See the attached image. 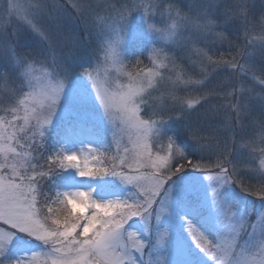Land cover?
Returning <instances> with one entry per match:
<instances>
[{"label": "snow or ice", "instance_id": "1", "mask_svg": "<svg viewBox=\"0 0 264 264\" xmlns=\"http://www.w3.org/2000/svg\"><path fill=\"white\" fill-rule=\"evenodd\" d=\"M69 3L74 12L59 0L29 6L27 24L44 50L24 51L19 27L0 28V76L18 85L5 109L10 118L0 116V264H264V158L255 165L252 138L258 131L264 144V88L238 89L223 117L211 107V81L184 80L201 85L193 89L200 98L184 102L173 94V103L159 105L145 99L153 84L140 73L113 89L92 75L76 28L96 20L111 28L109 18L94 16L89 0ZM160 8V0L125 6L119 21L130 44L152 32L180 47L189 43L186 33L223 43L226 32L239 39L242 28L243 49L214 63L242 85L249 74L264 85V0H184L187 11L168 6L164 29L132 23L134 9L147 15ZM104 54L125 67L116 44ZM151 57L171 59L157 48ZM37 62L46 67L36 69ZM125 136L131 159L121 147ZM245 140L250 150L242 159L235 145ZM86 150L95 165H82ZM60 209L62 217L55 215Z\"/></svg>", "mask_w": 264, "mask_h": 264}, {"label": "rangeland", "instance_id": "2", "mask_svg": "<svg viewBox=\"0 0 264 264\" xmlns=\"http://www.w3.org/2000/svg\"><path fill=\"white\" fill-rule=\"evenodd\" d=\"M60 3L64 4L65 7H68L74 12V9L71 8V3L69 0H59ZM79 0H72V3H78ZM136 0H89V3L94 9L93 15H98L101 17L109 18V23L112 24V27H106L105 24L99 20H96L95 24H90L93 27V31L88 34L87 38L83 39V44L87 50L88 56L86 57L87 62L91 65L89 69L92 72L94 77H98L101 81H108L111 83V87L115 89L117 85H127L130 81L129 71L126 68L120 66H113L110 61L105 59V49L109 44H116L120 52V60L123 62V58L128 53V50L131 44L128 42L127 31L125 28L121 27V22L119 21V14L125 10V6H130L132 3H135ZM231 3V0H228ZM35 0H0V28H6L9 31L13 30L16 27H19L22 31V34L25 37V47L24 51H36L46 49V45L42 44L39 37L32 34L30 27L27 24V20L30 17L27 15L30 5H34ZM161 8L158 10L150 11L145 15L143 9H134L130 17L132 18V23L138 24L141 28L147 30V24H153L154 28L164 29L170 24L168 19V6L175 5L187 11L184 8V0H160ZM11 5V7H10ZM163 12V15L161 14ZM174 15V12L172 13ZM254 22L259 21V12L253 14ZM79 26H83L77 22L76 28L77 33H79ZM233 34L225 33L228 36V41L223 43L217 42L212 44L206 41H197L195 39L189 38L186 33V38L189 39L187 47H180L173 44L171 41H164L161 39L159 33L152 32L149 36L144 38L142 44H138L141 47L147 48V55L149 56V63L144 68L139 70L137 73H140L144 78L145 83L150 79L152 81L153 87L148 88L145 92V99L149 104L159 105L162 100L167 101V103H173L172 95L174 94L180 100L187 102L188 100H196L201 96L200 92H196L193 89L201 87V85H185L182 83L184 80H193L198 81L202 80L204 83H211L208 85L209 89H216L215 94L210 96V99L214 101L211 107L214 110H219L221 117L225 110L231 111L230 104H234L235 101L233 97L235 95L239 96L241 93L237 91L241 87L245 89H251L253 85L259 92L260 88H264V85L259 84L256 81H253L251 74H249L245 79L249 82L248 84H241L239 78H230L229 72L231 69L227 68L223 63L216 64L217 61H227L231 60L236 56L238 51L243 49L244 44L246 43V37L244 31L241 28L239 32V39H237L235 31L230 30ZM90 36V37H89ZM123 40L124 43L120 44L119 41ZM229 41L231 43H229ZM88 42V43H87ZM137 45V44H134ZM163 49L164 55L171 59H164L153 62L151 57V49ZM218 51L217 57L214 56ZM212 57V61H209L207 57ZM43 57V58H42ZM39 60L44 59V55L38 57ZM257 66L260 63L259 54H256ZM123 64V63H122ZM162 65V66H161ZM36 69H41L46 67L40 63H34ZM215 68V71H213ZM156 73L157 75H146L149 72ZM137 73H131L132 76H135ZM40 72H37L39 75ZM260 74L257 73V77ZM207 77V79H205ZM235 86V87H234ZM18 85H13L10 81L5 80L0 76V116H5L10 118V113L6 114L5 109L10 104V99L12 93ZM208 89H205L207 91ZM233 93V95H228ZM237 98V97H236ZM203 103V100H200ZM196 107H199L196 104ZM143 115V110L145 105H141ZM235 113L233 112V116ZM259 125L257 123L256 128L258 129ZM208 137H206L207 139ZM252 138L256 140L257 150L254 153L258 159L255 160V165L259 166L260 159L264 158V153L260 152V148H264V144H260L259 132L256 131L252 134ZM109 142H111V135L108 137ZM249 142L247 140L238 142L235 147L239 149L242 153V159H247L250 148L244 147ZM127 146L130 151L128 153V158L131 159L133 147L132 143L129 142L127 136L124 137L121 147ZM160 149V145L156 144L153 147V155L157 154V151ZM115 151V149H113ZM160 155H164L163 151L159 152ZM123 155V153H121ZM82 165L87 163L89 166L95 165L97 162L93 159V154L89 153L87 150L80 157ZM211 164L212 162H205ZM107 167H111V161H105ZM144 171V170H142ZM246 183H255L254 180L247 179ZM242 200L249 201L250 198L244 197L243 194H240ZM47 215V211H46ZM57 216H63L64 212L62 209L55 212ZM49 225L51 221H48ZM7 227V226H5ZM14 250L13 255H16Z\"/></svg>", "mask_w": 264, "mask_h": 264}, {"label": "trees", "instance_id": "3", "mask_svg": "<svg viewBox=\"0 0 264 264\" xmlns=\"http://www.w3.org/2000/svg\"><path fill=\"white\" fill-rule=\"evenodd\" d=\"M90 30H91V32L93 31V27L92 26H90V29H89V27L87 29H85L84 26H79V31L78 32L79 33H83L84 34L83 37L87 38L88 34H90ZM141 46H143V45H141ZM141 46H139L138 44L137 45L131 44V46H130V48L128 50V53L123 58V62L122 63L125 66L124 68H126L127 71H129L130 73H137L139 70L144 69L148 65V63L150 61L149 58H148L149 56L147 55V53H148L147 52L148 51L147 48L145 46L142 47V49L138 48V47H141ZM215 52L217 54L214 55V56L217 57L218 51H215ZM138 60H139V63H137ZM245 84L249 85V82L247 81V79H246ZM236 97H237V95H235L233 97L234 101H236ZM46 211H47V208L42 206L41 214L42 215H46Z\"/></svg>", "mask_w": 264, "mask_h": 264}]
</instances>
